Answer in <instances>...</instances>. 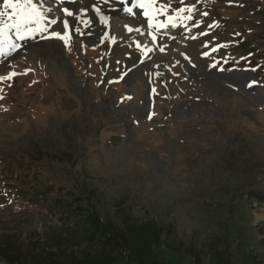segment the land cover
<instances>
[{"label": "rangeland", "instance_id": "374dc122", "mask_svg": "<svg viewBox=\"0 0 264 264\" xmlns=\"http://www.w3.org/2000/svg\"><path fill=\"white\" fill-rule=\"evenodd\" d=\"M62 1V19L50 20L42 36L20 40L9 30L18 47L0 49V238L26 255L73 258L84 248L74 224L62 226L22 194L35 178V185L66 192L85 183L106 203L133 204L135 220L172 226L171 243L201 251L204 264L211 247L229 249L232 264H264V204L249 195L264 194V0H156L166 7L159 24L185 28L188 62L172 47L176 40L152 31L154 51L146 55L143 9L125 18L117 14L129 3ZM179 8L185 11L177 16ZM106 15L130 28L104 34L111 29L102 23ZM53 31L67 34V43ZM197 39L204 53L195 52ZM160 58L167 70H153ZM127 60L136 72L121 80ZM234 71L249 78L245 92L215 79ZM141 72L150 80H134ZM34 147L72 154L79 165L31 163ZM81 164L88 171L77 175ZM48 238L58 240L56 247L48 248ZM162 261L192 264L169 252Z\"/></svg>", "mask_w": 264, "mask_h": 264}, {"label": "trees", "instance_id": "16d2710c", "mask_svg": "<svg viewBox=\"0 0 264 264\" xmlns=\"http://www.w3.org/2000/svg\"><path fill=\"white\" fill-rule=\"evenodd\" d=\"M29 154L31 163L70 166L75 160L72 168L79 165L77 157L64 152L55 156L34 147ZM86 171L88 169L81 164L77 175ZM77 175L74 176V181L77 180ZM20 177L26 180L27 174ZM36 181L35 178H30L26 183L29 191L22 194L32 204L40 203L44 213L51 219H58L62 226L74 224L81 233L78 243L84 248L73 258H61L58 253L52 252H47L44 256L35 253L26 255L10 240L0 238V260L6 264H165L162 261L163 252L189 257L192 264H204L201 251L184 245L181 247L179 242L176 245L171 243L170 239L175 237L172 226L159 223L154 218L135 220L131 210L133 204L124 201L106 203L100 192L85 183L76 184L74 191L66 192L63 188H55L53 184L35 185ZM249 195L259 204H264L263 193L252 191ZM103 204L111 206L113 214L100 209ZM45 243L52 249L56 247L58 240L48 238ZM222 249L219 252L211 247L206 252L207 264H232L229 249Z\"/></svg>", "mask_w": 264, "mask_h": 264}, {"label": "snow or ice", "instance_id": "6c2138e0", "mask_svg": "<svg viewBox=\"0 0 264 264\" xmlns=\"http://www.w3.org/2000/svg\"><path fill=\"white\" fill-rule=\"evenodd\" d=\"M137 7L144 10L143 14L148 18L149 27H153V20L157 14L166 12L165 5L161 4L159 7H156V0H136L133 8ZM41 8L42 5H38L34 0H3V11H0V18L6 19H0V46L7 45L11 49L18 47L8 35L9 30H15V35L20 40L25 39V37L34 32L44 31L46 28L44 26L46 17L44 12L41 11ZM63 11L68 16L73 15L67 8H64ZM125 11L132 12V8H126ZM184 11V8L177 9V16ZM188 11H191V9H188ZM168 20L172 22L174 17L169 16ZM102 21L107 22L106 18H102ZM52 23H56V21L53 20ZM63 26L65 29L68 28L67 20L63 22ZM155 26L157 28H163L166 25L156 24ZM52 35L67 43V34L61 35V33L53 31Z\"/></svg>", "mask_w": 264, "mask_h": 264}, {"label": "bare ground", "instance_id": "6f19581e", "mask_svg": "<svg viewBox=\"0 0 264 264\" xmlns=\"http://www.w3.org/2000/svg\"><path fill=\"white\" fill-rule=\"evenodd\" d=\"M34 2H36L38 5H42V8H41V10L44 12V14H45V17H46V19H47V21L49 22L50 20H52V19H58V20H60V19H62V12H61V6L59 5V4H56V3H54L53 1L51 2L50 0H34ZM115 12V11H114ZM144 12V11H143ZM118 15V17H120V13L119 14H117ZM104 18H106V25H108L109 24V26L111 27V29L109 28L108 30L107 29H103L102 31L104 32V34H107L108 32H109V30H111V31H116V32H121V31H123V30H126V29H128V28H130V25L126 22V21H123V20H119V19H116L115 17H113L112 16V20H108V16L106 15V17H104ZM47 22V23H48ZM94 22V21H93ZM101 23V22H100ZM103 24H104V22H102ZM46 25V24H45ZM44 25V26H45ZM164 25H166L165 27H163V28H157L156 26H154V29L157 31V33L158 34H160V35H164V36H166V37H172L173 35H174V37H175V43L174 44H172V46H173V48H177L178 49V47H180L179 46V44L181 45V44H184V43H186L187 44V42H188V39H187V35H186V31L184 30V28H176V27H174L173 25H171V24H164ZM149 26V25H148ZM143 28H144V24H143ZM140 29V28H139ZM142 29V28H141ZM134 30V29H133ZM180 31V33H181V36H179L177 39H176V36H175V34H176V31ZM136 31V30H135ZM43 32V31H42ZM41 32V33H42ZM96 34H97V32L96 31H94ZM141 33H140V41H141V45L142 46H144L145 48H146V50H148L149 52H152V51H154V48H153V44H152V42H151V40H150V35H149V32H148V30L146 29V28H144V30H142V31H140ZM40 33V34H41ZM52 41V40H51ZM53 42V41H52ZM192 42L193 43H197L198 44V46L200 45V43L199 42H194V40H192ZM184 47H180V48H183L184 49V51H185V44L183 45ZM191 46V45H190ZM189 46V47H190ZM195 47V46H194ZM197 51H195V52H201V51H199L198 49H201L200 47H196L195 48ZM194 49V50H195ZM189 50V49H188ZM192 50V49H191ZM187 51V50H186ZM190 51V50H189ZM193 52V51H192ZM201 53H203V52H201ZM200 53V56L202 55ZM190 54H192L191 52H190ZM199 54V53H198ZM137 56V55H136ZM199 60V59H198ZM147 63V62H146ZM202 63H204V61H202ZM148 64V63H147ZM200 66V65H199ZM203 65H201L200 66V68L202 67ZM138 74V73H137ZM216 90V89H215ZM214 90V91H215ZM218 91V90H217ZM213 92V91H212Z\"/></svg>", "mask_w": 264, "mask_h": 264}, {"label": "water", "instance_id": "95a60500", "mask_svg": "<svg viewBox=\"0 0 264 264\" xmlns=\"http://www.w3.org/2000/svg\"><path fill=\"white\" fill-rule=\"evenodd\" d=\"M120 16H122V14H120ZM40 33H41V31H38V34H40ZM199 43H200V45L198 47L201 48V42H199ZM199 50L204 53V51L202 50V48L199 49ZM186 52L187 51L181 50L180 53H181L182 58H187L188 57L186 55ZM136 55L138 57V54H136ZM150 58H151V55H150ZM159 60L164 64V67H165L164 70H165L167 68V64L164 62V59L163 58H160V59L155 60V63H154L153 66L155 67L158 64V62H160ZM169 60L171 61V57L170 56H169ZM198 67L200 68V66H198ZM203 67H204V65L200 68V70H202ZM123 69H124V74L121 77V80L122 79H125V77H127V75L129 73L136 72L135 71L136 68H134V65H131V63H128V60L125 62V64H123ZM141 76H142V73L137 74L136 76H134V80L137 79V78H141ZM214 76H215V79L220 80V81H222L223 83H225L227 85H232L233 87L240 86L239 89H241L244 92L247 89V85H246L247 83L246 82L249 80V78H246L245 79L243 77V75L242 74H239L238 72H235V71L234 72H231V73L219 72L218 74L215 73ZM210 85H212V84H210ZM211 88L214 89V85H212ZM217 94H220V93L217 91ZM231 95L234 96V93H232Z\"/></svg>", "mask_w": 264, "mask_h": 264}, {"label": "flooded vegetation", "instance_id": "af4514ba", "mask_svg": "<svg viewBox=\"0 0 264 264\" xmlns=\"http://www.w3.org/2000/svg\"><path fill=\"white\" fill-rule=\"evenodd\" d=\"M199 61L202 62V60L200 59V56L198 57ZM149 74V73H148Z\"/></svg>", "mask_w": 264, "mask_h": 264}]
</instances>
